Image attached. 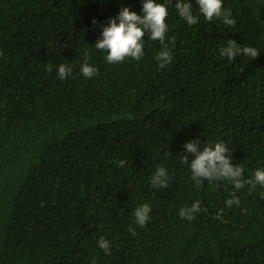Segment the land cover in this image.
I'll return each instance as SVG.
<instances>
[{"label": "trees", "instance_id": "16d2710c", "mask_svg": "<svg viewBox=\"0 0 264 264\" xmlns=\"http://www.w3.org/2000/svg\"><path fill=\"white\" fill-rule=\"evenodd\" d=\"M175 2L160 68L164 45L147 34L139 61L95 48L102 25L122 5L142 15L143 0H0V264H264V187L197 186L181 162L199 139L201 151L224 141L245 178L264 168V0H224L234 27L206 21L196 0L189 26ZM229 39L260 54L221 57ZM60 64L73 69L63 80ZM158 166L166 189L152 186ZM197 201L194 219L179 216Z\"/></svg>", "mask_w": 264, "mask_h": 264}, {"label": "clouds", "instance_id": "9594fccd", "mask_svg": "<svg viewBox=\"0 0 264 264\" xmlns=\"http://www.w3.org/2000/svg\"><path fill=\"white\" fill-rule=\"evenodd\" d=\"M107 2V0H103ZM172 0H143L142 15L132 10L128 6L122 5L117 16L110 17L107 24L102 25L103 32L94 44L97 50L107 53L105 59L108 63L119 64L126 58L141 60L144 56V38L153 41H159L164 47L156 55L159 67L164 68L172 62V54L166 43V35L169 30L167 17ZM199 14L208 22L220 19L226 26L234 27L235 19L231 18V13L224 9V0H196ZM178 15L186 21L189 26L199 24V16L194 13L192 0H176L174 5ZM93 25L98 23L93 19ZM174 43V41H173ZM220 56L234 61L238 56L244 55L255 59L260 52L252 46H240L236 40L229 39L227 46L219 49ZM2 54V53H0ZM89 54L85 50L83 62L80 65V71L86 78H92L98 74V69L89 63ZM47 71H52V66H47ZM73 69L66 64H60L58 67V78L66 79ZM201 141L193 139L183 145L187 153L194 154V158L189 159L188 155L181 156V162L189 165L192 172V179L197 186L204 180L209 184L218 181H230L236 190L243 189L249 185V191L256 188L257 185L264 187V168H257L251 178H245L244 169L238 164H233V157L224 141L206 143L201 151L199 148ZM119 167H124L125 161L117 162ZM152 186L166 189L169 187V175L166 168L158 166L156 172L151 177ZM264 199V192L260 193ZM233 204L239 205L240 198L233 192L232 197L226 201V205L231 207ZM201 211L200 202L197 201L189 207H182L179 210V216L192 220L195 214ZM151 213V206L144 203L138 206L134 211L135 223L144 227ZM132 235L135 230L129 228ZM99 248L103 249L105 254H110V242L104 237L98 240Z\"/></svg>", "mask_w": 264, "mask_h": 264}]
</instances>
